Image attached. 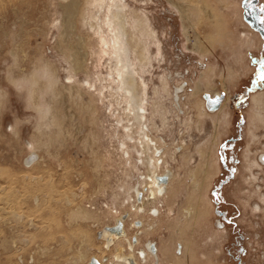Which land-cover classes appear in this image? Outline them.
Returning <instances> with one entry per match:
<instances>
[{
  "label": "rangeland",
  "instance_id": "1",
  "mask_svg": "<svg viewBox=\"0 0 264 264\" xmlns=\"http://www.w3.org/2000/svg\"><path fill=\"white\" fill-rule=\"evenodd\" d=\"M65 1L0 0V264H264V86L247 89L260 46L241 0H123L129 42L108 22L113 0L84 2L95 27L81 11L66 40ZM78 39L86 70L70 77ZM116 62L134 71V101ZM206 92L223 106L207 110ZM146 242L158 257L142 259Z\"/></svg>",
  "mask_w": 264,
  "mask_h": 264
},
{
  "label": "bare ground",
  "instance_id": "2",
  "mask_svg": "<svg viewBox=\"0 0 264 264\" xmlns=\"http://www.w3.org/2000/svg\"><path fill=\"white\" fill-rule=\"evenodd\" d=\"M93 1V0H92ZM104 1V0H103ZM103 1H102V3H103ZM86 3V4H89L90 3V1H88V0H67V1H65V3H63L62 4V8H63V19L61 20V24L63 25V35L65 36V38H66V40H70V39H75V34H74V28H75V20L77 19V14L79 13V12H81L82 11V17H80V19L83 21L82 23H85V25H88L89 26V28L90 29H93L94 27H95V24L92 22V20H90L89 19V15H88V11H86V10H84L83 9V3ZM96 2V1H95ZM94 3V2H93ZM97 3H98V1H97ZM99 4H101L100 2H99ZM89 5H91V4H89ZM97 5V4H96ZM111 5V11H110V15H108V22H109V24H110V27L112 26L113 28H112V30H114L115 28H117V29H119V31H118V34L116 33V35H120L119 37H122L123 35H125L126 36V38H127V40H128V42L130 41V30H131V23L129 22V13H128V11H127V5H126V3H125V1H123V0H113L112 1V3L110 4ZM174 5V4H173ZM92 6V5H91ZM91 6H89V7H91ZM175 7H177L178 9H179V12L182 14L183 13V7H181V5H174ZM110 7V6H109ZM110 10V9H109ZM133 12V11H132ZM134 13V17L133 18H135V20L133 21L134 23H133V25L134 26H132V28L133 29H135L136 30V32H137V34H140V36L142 37V35H148V34H150L153 30H151V28H149L150 27V25H149V21H148V18L146 17V18H144L143 17V15L142 14H140V15H138V14H135V11L133 12ZM132 13V14H133ZM81 14V13H80ZM182 17H184L183 16V14H182ZM91 19L93 18V16H91L90 17ZM116 29V30H117ZM74 35V36H73ZM152 35H154V32H152ZM134 38H136V42H135V46H132V47H136V48H138V41L139 40H137V38H140L139 37V35H137V37H135V36H133ZM150 37V36H149ZM144 38V37H143ZM144 39H140V46H139V48H140V50H139V54H141V56H139V58H137V59H140L141 61H143V63L144 64H147V63H149V45H143L142 44V41H143ZM149 41V40H148ZM144 42L145 43H147V41L146 40H144ZM76 43H77V45H76V47H77V49L78 48H80V49H82L81 51H78L77 53H75V54H73L72 56H71V61H72V64H73V67L71 66V68H70V77H74L78 72H80V71H85L86 70V63H87V55L86 54H84V49H85V43L83 42V40L82 39H78L77 41H76ZM127 43V42H126ZM247 44V43H246ZM252 44V43H251ZM142 45V46H141ZM128 47H130V46H128ZM158 47H159V50L158 51H160V46L158 45ZM122 50H124V49H122ZM128 53V52H127ZM119 54H120V52H119ZM136 55V54H135ZM127 56V55H126ZM142 56L144 57H146L147 56V58H145V60L142 58ZM73 57V58H72ZM68 58V57H67ZM69 59V58H68ZM117 60V59H116ZM70 62V61H69ZM117 63L118 62H116L115 63V65H114V70H116L117 71V76H119V77H121L120 78V89H123L124 91H125V94H133V91H132V89H131V87H132V85H133V83H134V80H135V76H133V72L134 71H132V69H128V71L127 72H129L128 74H126L127 76L125 77L124 76V71H121L122 69V67L123 66H121V67H118V65H117ZM142 63V62H141ZM48 64H50V63H48ZM126 65V64H125ZM130 65H132V64H128V65H126L128 68H131L130 67ZM143 66V65H142ZM44 67H45V65H44ZM50 66H48V65H46V67H45V76H46V79H47V86L49 87L50 86V88L51 87H53L54 85H56V74L55 73H53V71H51L50 69ZM73 75H72V74ZM131 78H130V77ZM69 77V79H71ZM58 81V80H57ZM132 81V82H131ZM141 81V80H140ZM75 82V81H74ZM37 83V80H36V82H34L33 84H36ZM142 83V82H141ZM140 83V86H141V88H142V84ZM139 84V83H138ZM145 86V85H144ZM146 87V86H145ZM133 88H134V86H133ZM144 88V87H143ZM144 90V89H143ZM178 92H179V89L177 88V93H176V97H178L177 95H178ZM145 93V92H144ZM134 94L132 95V97H131V99L130 100H133L134 101ZM264 97V96H263ZM259 98V97H258ZM260 100V102H263V103H261V106L262 105H264V101L262 100L261 101V98L259 99ZM206 101V100H205ZM255 101V100H254ZM256 102V101H255ZM260 102H256V103H260ZM140 105L141 107L139 108L138 107V105ZM134 107L133 108H135V107H137V108H139L140 110H142V111H144L145 112V108L143 107V101H141V103L139 102H134ZM49 106V105H48ZM52 106V105H51ZM259 107V106H258ZM263 107V106H262ZM261 107V108H262ZM48 108V107H47ZM49 109H50V107H49ZM48 109V110H49ZM57 110V109H56ZM210 110V109H209ZM46 111V110H45ZM210 111H216V110H210ZM257 112H258V110H256ZM261 111V110H260ZM263 114V113H262ZM262 114H259L260 115V120L264 117ZM55 116H56V114H55ZM54 116V117H55ZM254 116V115H253ZM55 119H56V117H55ZM49 121H51V120H49ZM52 121H57V120H53L52 119ZM228 121V120H227ZM254 122V121H253ZM227 124H228V122H227ZM254 131V130H253ZM252 131V132H253ZM143 135H144V133H142ZM147 134H145L144 136H145V138L147 139L146 141L149 143V145L150 144H152L153 145V143H152V140L150 139V138H147V136H146ZM255 137V134H252V138H254ZM155 148V147H154ZM155 150H157L156 148H155ZM154 150V151H155ZM159 151V150H158ZM161 152L159 151L157 154H160ZM209 156V155H208ZM212 156V155H211ZM148 159H149V157H148ZM212 164H211V162L208 160V166H212V167H214V165H215V159L213 158V156H212ZM252 159V158H251ZM254 159V158H253ZM252 159V160H253ZM255 160V159H254ZM251 161L250 163H249V161H248V163L250 164V168L251 167H253V164H256V161ZM210 162V163H209ZM247 163V164H248ZM264 163V162H263ZM215 168V167H214ZM153 174V173H152ZM154 177V176H153ZM37 178V177H36ZM152 178V177H151ZM157 178H158V176H157ZM200 182V181H199ZM198 183V182H197ZM196 183V184H197ZM195 184V185H196ZM33 186H37V185H33ZM157 186V185H156ZM160 186V185H159ZM34 187V189H36ZM162 187V186H161ZM196 187L197 188H199L200 189V185H199V183L196 185ZM55 188H54V185H51V184H49V186H48V188H47V191H45V197L46 198H49V197H52L53 196V193H54V190ZM161 190V189H160ZM163 190H164V188H163ZM162 191V190H161ZM201 191V190H200ZM151 196V195H150ZM42 199V198H41ZM43 202V201H42ZM47 203V202H46ZM43 204H45V203H42V205ZM201 206H202V204H201ZM42 207V206H41ZM43 207H45V206H43ZM189 207V206H188ZM200 207V206H199ZM157 208V207H156ZM42 209V208H41ZM190 210H194V208H186V212L187 213H185V214H189V216L191 217V216H193V215H191V211ZM200 210H201V208H200ZM196 212V211H195ZM198 212L199 213H201V214H203V215H205V211H202L201 210V212L199 211V209H198ZM193 214V213H192ZM195 214V213H194ZM198 214V213H197ZM200 214V215H201ZM196 215V214H195ZM199 215V216H200ZM188 216V217H189ZM202 216V215H201ZM194 217V216H193ZM79 235H81V234H79ZM86 236V235H85ZM90 238V237H89ZM87 240H88V238H86ZM86 239H84L85 241H87ZM88 241H90V240H88ZM82 242H83V240H82ZM84 243H86V242H84ZM89 243V242H88ZM185 248H186V250H188L189 249V244L187 243L185 246H184ZM130 262H131V260L129 261L128 260V262H126V263H128V264H130Z\"/></svg>",
  "mask_w": 264,
  "mask_h": 264
},
{
  "label": "flooded vegetation",
  "instance_id": "3",
  "mask_svg": "<svg viewBox=\"0 0 264 264\" xmlns=\"http://www.w3.org/2000/svg\"><path fill=\"white\" fill-rule=\"evenodd\" d=\"M240 7H241L242 18L250 26V28L255 30L256 33L258 34V38H257L254 35L252 36V35H250V33H248V39H253L255 44L256 43L259 44L260 48L255 53L250 52L251 60L253 62V66H254V71H253L252 76L250 78V86H247V89L249 91L252 88H254L256 91L257 90L259 91L264 86V0H241ZM242 35L245 37L247 35V32L245 31ZM258 41H260V43ZM255 44H253V45H255ZM210 96H211V101L209 104H210V106H214L216 104V102H218V97L221 96V93L210 94ZM225 98H226L225 94L223 93V97L221 98L222 106H223V102H224ZM246 100H247L246 97H241L239 100L236 101L235 106L237 108L241 107V105L244 104L246 102ZM206 108H207V106H206ZM207 110H209V109L207 108ZM156 149L157 150H155L154 153L157 155V153L159 151H161V149L160 148H156ZM260 160L262 162H264V153L260 154ZM153 178H155V175ZM156 178H157V176H156ZM156 184H157V188H158L157 192L162 193L164 186L160 185L158 182H156ZM139 197H140V193H139ZM152 210H153L154 214L158 213V210L156 208H153ZM148 242H146L144 248L141 251H139V254L141 255V257L144 261H146L147 258H149L148 254L152 257H153L152 254L157 256V254H155L153 252L154 247H155V249H157V246H155L154 243L152 242L153 246L150 247L148 245ZM172 251H173V255H174L175 252L173 249H172ZM175 256L181 257V256H177V255H175Z\"/></svg>",
  "mask_w": 264,
  "mask_h": 264
},
{
  "label": "water",
  "instance_id": "4",
  "mask_svg": "<svg viewBox=\"0 0 264 264\" xmlns=\"http://www.w3.org/2000/svg\"><path fill=\"white\" fill-rule=\"evenodd\" d=\"M204 99L206 100V106L208 109L210 110H216L220 107L221 105V98L223 97V93H221V96L218 97V102H216V104L214 106H210V101H211V96L209 92H206L203 94ZM158 180L163 183V182H167L168 181V176L167 175H162V176H158Z\"/></svg>",
  "mask_w": 264,
  "mask_h": 264
}]
</instances>
